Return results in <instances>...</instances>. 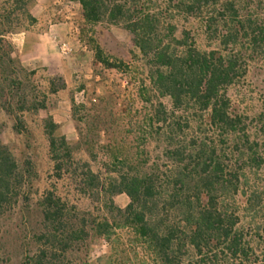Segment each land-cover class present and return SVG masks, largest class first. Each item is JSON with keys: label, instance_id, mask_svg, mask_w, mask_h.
<instances>
[{"label": "trees", "instance_id": "obj_1", "mask_svg": "<svg viewBox=\"0 0 264 264\" xmlns=\"http://www.w3.org/2000/svg\"><path fill=\"white\" fill-rule=\"evenodd\" d=\"M75 1L84 23L123 26L147 69L151 89L139 90L147 107L136 131L137 153L129 158V150L107 149L94 171L73 152L84 146L95 161V144H69L48 116L43 130L53 171L87 206L79 209L55 189L33 191L26 155L32 132L10 109L21 74L33 72L21 67L3 37L7 30H0V109L24 139L18 156L0 141V264L12 260L4 241L19 203L24 225L40 218L39 229L30 232L36 249L21 255L19 264H77L65 257L89 247L90 238L107 241L110 253L95 260L87 253V264H129L130 250L142 254L139 264H264V183L256 178L264 165V110L251 115L230 95L244 84L248 64L264 61V18L244 14L246 6L235 0ZM3 16L8 21L10 13ZM185 20L198 21L205 48L180 25ZM81 32L96 60L113 67L93 37ZM97 33L103 34L101 25ZM46 85L56 93L65 82L52 76ZM45 97L33 92L28 110L45 109ZM18 102L24 112L26 98ZM118 194L129 199L124 208L114 202ZM243 213L249 216L245 224Z\"/></svg>", "mask_w": 264, "mask_h": 264}, {"label": "rangeland", "instance_id": "obj_2", "mask_svg": "<svg viewBox=\"0 0 264 264\" xmlns=\"http://www.w3.org/2000/svg\"><path fill=\"white\" fill-rule=\"evenodd\" d=\"M235 1L246 6L245 9L241 6L244 14L252 13L254 17L264 18V0ZM12 3L14 7L0 4V30L20 26L22 21L28 18L26 16L28 12L21 1ZM7 12L10 13L8 21L3 16V13ZM76 23L78 43L85 45L90 51L92 57L90 63L85 66L80 65L81 59L71 57L67 60L68 70L63 74H37L28 75V77L21 74L22 87L18 91L14 90L10 100V109L21 115L22 120L32 132L26 155L30 157L33 167L31 175L27 178L33 191L41 194L46 189H55L63 198L68 199L70 204H75L83 210L86 209L87 200L74 193L68 194L72 190L71 184L65 177L57 179L53 171V162L48 152V140L43 130V119L48 116L52 117L53 121L59 125L58 134L65 136L69 144L73 145L78 141L95 144L94 152L97 156L95 161L90 153L86 152L84 146L75 149L73 156L80 161L90 162L92 169L97 171L99 161L104 159L107 149L121 150L123 153L129 150L127 153L129 158L135 157L136 146L139 145L140 138H136V131L141 132L143 111L147 107L140 100L139 90L141 87L151 88L147 78V69L143 66L132 42L131 34L123 26L109 25L106 22L90 25L83 22L80 14ZM198 24L196 20L180 21V25L191 28L196 33L199 47L205 48L206 40ZM100 25L103 27L101 35L97 33ZM82 30L85 39L93 37L95 44L102 49V58L112 63L113 67L109 68L96 60L95 51L84 40H81ZM248 65L244 84L234 91L231 90L230 95L241 101V105L252 115L264 110V61L256 58ZM52 76H61L65 82V87L56 93L47 92L46 82ZM2 84L4 85V82L0 81V85ZM33 92L40 98L43 93L46 94L45 109H40L36 113L28 110L30 108L28 102ZM5 93L7 95V89ZM145 93L146 91H143V94ZM21 97L27 100L24 112L18 111V99ZM161 100L167 107L170 106L168 98ZM0 141L8 145L16 156L19 155L24 142V139L12 129L11 119L1 109ZM256 174L258 183H264V165ZM249 177L253 181L254 176L249 174ZM114 202L118 207L124 208L129 199L125 194H118L114 197ZM21 208L23 206L19 203L10 213L5 233L4 245L12 257L9 264H19L21 255L25 252L33 253L36 249L34 242L30 239V232L32 233V227L39 229L40 218L31 219L32 222L24 225V219L17 214ZM244 213L241 218L243 224L248 219L245 218L248 215ZM258 221L261 222V218H258ZM88 243L89 247L83 248L79 253H69L65 258L72 257L78 261L77 264H87L85 261L87 253L89 260H95L110 253V246L104 239L90 238ZM129 252L133 261L129 264H139L142 254L138 252L135 256L132 250Z\"/></svg>", "mask_w": 264, "mask_h": 264}, {"label": "crops", "instance_id": "obj_3", "mask_svg": "<svg viewBox=\"0 0 264 264\" xmlns=\"http://www.w3.org/2000/svg\"><path fill=\"white\" fill-rule=\"evenodd\" d=\"M14 1L0 0V4L14 7ZM17 1L25 6L28 18L22 21V26L8 28L3 37L14 47L24 70L33 72V75L63 74L69 67L68 58L77 57L82 60L80 65L84 66L90 63V51L85 45L78 43L76 21L81 8L77 1ZM61 43L70 47L68 54L61 52Z\"/></svg>", "mask_w": 264, "mask_h": 264}, {"label": "built area", "instance_id": "obj_4", "mask_svg": "<svg viewBox=\"0 0 264 264\" xmlns=\"http://www.w3.org/2000/svg\"><path fill=\"white\" fill-rule=\"evenodd\" d=\"M60 50L64 55H66L70 52L71 49L66 43H61Z\"/></svg>", "mask_w": 264, "mask_h": 264}]
</instances>
